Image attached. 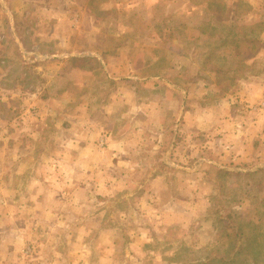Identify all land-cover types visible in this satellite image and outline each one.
<instances>
[{"label":"rangeland","instance_id":"rangeland-1","mask_svg":"<svg viewBox=\"0 0 264 264\" xmlns=\"http://www.w3.org/2000/svg\"><path fill=\"white\" fill-rule=\"evenodd\" d=\"M0 264H264V0H0Z\"/></svg>","mask_w":264,"mask_h":264}]
</instances>
